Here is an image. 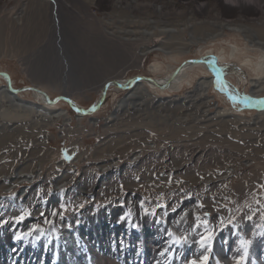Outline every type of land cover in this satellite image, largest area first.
Here are the masks:
<instances>
[{"label": "rangeland", "instance_id": "374dc122", "mask_svg": "<svg viewBox=\"0 0 264 264\" xmlns=\"http://www.w3.org/2000/svg\"><path fill=\"white\" fill-rule=\"evenodd\" d=\"M193 2L0 0V73L14 90L87 110L106 81H156L212 54L242 96H256L255 79L264 99V0L243 7L259 11L238 20L244 32L213 28L231 6ZM200 14L210 24L198 26ZM183 73L171 90L110 87L85 117L32 92L13 101L0 78V246L10 254L29 244L22 257L7 254L10 264H82L85 253L117 264L121 251L156 264L145 251L158 238L179 244L175 264H264V112L232 106L205 68ZM202 75L210 85L199 86Z\"/></svg>", "mask_w": 264, "mask_h": 264}, {"label": "bare ground", "instance_id": "6f19581e", "mask_svg": "<svg viewBox=\"0 0 264 264\" xmlns=\"http://www.w3.org/2000/svg\"><path fill=\"white\" fill-rule=\"evenodd\" d=\"M183 1V0H182ZM184 1H194L193 2V4L195 5H197L196 6V8H197V11H198V9L200 8H203V7H206V6H208L209 4L208 3H210V2H208V3H206L205 2V0H184ZM215 1H217V2H221L223 5H225V4H227L228 6H231V7H229L228 8V10L229 11H227V9H226V7L225 6H223L224 8H221V10L223 11L222 12V14L221 15H219V17H220V19H225V21L224 22H221V23H218V24H216L213 28H216L217 30V32H219L220 30H222V29H224V28H228L229 30H232V31H240V29H241V31L242 32H244V29H246V27L245 26H243V25H239V23L237 24V22H239L238 20H241V19H246V18H251L250 16H255L256 15V13L258 14V12L259 11H257L258 10V8L254 11V12H252L251 10V12L248 10V9H244L243 7H245L247 4H256V2L258 1V0H215ZM219 2V3H220ZM234 4H240V6H239V9H238V11L237 10H235L236 9V7L237 6H233ZM210 6V5H209ZM248 6V5H247ZM246 6V7H247ZM254 6H256V5H254ZM232 8H234V10L232 9ZM253 8V7H252ZM255 8V7H254ZM254 10V9H253ZM162 11H164L163 9H161V8H158V9H155L154 10V13H152L153 15H161V13H162ZM196 11V12H197ZM226 12V13H225ZM223 13H225V15L223 14ZM192 15V14H191ZM201 15V14H200ZM197 16H199V15H197ZM204 20H206L205 19V16H203V15H201L200 16V20L199 19H197V18H195V23H198L199 25L198 26H200L201 24H210V22H208V21H204ZM152 21H146L145 23H143L142 22V24H145L146 26H148V28H152L151 26H152V24H154V25H159L160 23L158 22V20L157 21H153L152 23H151ZM148 23H150V24H148ZM185 25H183L182 26V28L183 29H185V30H189V29H192V31L194 30V28L196 27V24H194V23H192V22H188V23H184ZM167 25V24H166ZM189 26L191 27V28H189ZM145 27V26H144ZM162 27V26H161ZM156 28V27H155ZM165 28V27H164ZM212 28V30H214ZM163 29V28H162ZM176 29V28H175ZM163 29V30H161L160 31V35L162 34V35H165V34H171V33H176L177 32V30L178 29ZM152 30V29H151ZM185 30H183V31H185ZM211 30V31H212ZM155 31V30H154ZM175 31V32H174ZM213 33V32H212ZM153 34V33H152ZM193 34H194V32H193ZM214 34V33H213ZM156 35V34H155ZM154 35V36H155ZM158 35V34H157ZM146 36H149V34H148V32L147 31H145L143 28H142V38H145ZM159 36V35H158ZM150 37V36H149ZM262 44L261 43H259L258 44V46H261ZM263 47H264V45H262ZM154 50V49H153ZM162 49H160V48H157L155 51H161ZM198 61H201V63H198ZM216 62V65H217V67L218 68H220V70L222 71V74H223V77H224V80H225V82H226V87H227V90H228V93L230 94V95H232L233 97H235L237 100H239V101H244V102H246V101H248L249 103H251V104H254V105H256V106H259V107H264V103H262V102H264V99H260V98H258V97H256L257 95H258V92L260 91L259 89H256L255 88V85H256V81H255V79H254V82H255V85H253V87H254V90H256V91H253V93L252 94H254V95H256V96H253L252 97V99H247L246 97H244V96H242L239 92H238V90L236 89V88H234L230 83H228V81H226V73H225V71L221 68V67H224L225 66V63L223 62V61H220V59H218L217 57H213V55L211 54L210 56H208V55H206V57H203V58H201L200 60L198 59V60H196V61H194V62H186L183 66H181L179 69H180V71L177 73V74H174L172 77H171V75H172V73L174 72H170L171 74H169L167 77H165V78H163V79H157L155 82L156 83H158V85H162V84H164V82H165V80L166 79H169L170 77V79L172 80V82L169 84V87L167 88V89H173V86L174 85H179V84H181V82L186 78H184L183 77V75H184V70L185 69H191V68H194V67H202V68H205V70L209 73H211V74H213V76L218 80V76H219V72L217 71V70H214L213 68H211V64H212V62ZM223 63V64H222ZM258 67H259V69L261 68V67H264V63H261V64H259L258 65ZM193 71V70H192ZM192 71H190V72H192ZM259 74V73H258ZM204 75H202V76H200L199 77V81L198 82H200L199 83V86L200 85H210V81L209 80H205L204 81V79H206V78H211V76H204ZM154 80V79H153ZM264 80V79H263ZM107 82V81H106ZM105 82V83H106ZM119 83H121V82H119ZM143 85L145 84V85H148L149 87H151V88H154V89H158L157 88V86L156 85H154V84H152L151 82H149L148 80H146L145 82H143L142 83ZM219 84V83H218ZM104 85V84H103ZM141 85V84H140ZM258 85H259V83H258ZM261 86V85H260ZM11 87L13 88V84L11 83ZM139 87H141V86H139ZM159 87V86H158ZM134 89L131 91V93L133 92V91H136V88H138V85L136 86H134L133 87ZM222 88V87H221ZM14 89V88H13ZM16 90V89H15ZM4 93L8 96V98L9 99H12L13 101L15 100V99H17L18 100V98H17V96H13V95H11L9 92H8V90H7V88H5L4 90ZM41 91H43V90H41ZM224 92V91H223ZM33 95H34V97L36 98V99H38V100H41L42 102H43V104H44V106L46 105L45 103H44V100H43V98L41 97V96H39V95H37V94H34L33 93ZM33 97V98H34ZM25 98V97H24ZM34 98V99H35ZM99 100V99H98ZM97 100V101H98ZM19 102H20V100H18ZM96 101V102H97ZM95 102V103H96ZM13 103V102H12ZM42 104V103H41ZM104 104V103H103ZM57 105V104H56ZM55 105V106H56ZM42 106V105H41ZM235 107H237V106H235ZM46 108H48V107H46ZM58 193V192H57ZM56 194V193H55ZM57 232H59V231H57ZM63 232V231H62ZM111 232V231H110ZM54 235H55V233H54ZM163 235V234H162ZM165 236V235H164ZM55 237V236H54ZM3 238V237H2ZM14 238H16V236L14 237ZM11 240V239H10ZM12 241V240H11ZM14 241V240H13ZM159 244H160V248H157V250H155L154 252L151 250V251H145V255L147 256V259H149V258H151V257H153L154 259H156L155 260V262H156V264H175V259H176V256L177 257H180L181 255H177V254H170V252H173V251H176V252H178L179 251V244H177V243H175L174 241H162L160 238H158L157 240H156ZM10 242V241H9ZM24 244H26L27 242H23ZM10 244V243H9ZM139 244V243H138ZM28 245L29 244H26L25 246L23 245L22 246V248L21 249H19V250H16V251H14V252H19V257H22L23 255H24V252H26V250H28ZM1 248H3V251H1ZM115 248V247H114ZM7 249H8V244L6 245V242L4 243V244H2V246H0V264H9V261H8V255H13L14 254V252H12V253H8L9 251H7ZM152 249V248H151ZM133 250V249H132ZM29 251V250H28ZM95 251V250H94ZM141 251H142V248H141ZM70 252H72V251H70ZM78 252H80V251H78ZM119 252V251H118ZM183 255H184V252L183 251H180ZM93 253V252H92ZM115 253V252H114ZM8 254V255H7ZM120 254L122 255V256H125L126 255V252L125 251H121L120 252ZM144 254L142 253V256H143ZM16 256V255H15ZM70 256V255H69ZM95 255H93V257H94ZM97 256H98V254H97ZM29 257V256H28ZM71 257V256H70ZM79 257V256H78ZM90 258L92 259V257L90 256ZM70 259V258H69ZM98 259H100V258H98ZM104 260V259H103ZM20 261V260H19ZM29 261V260H28ZM70 261H72L73 263H74V261L73 260H71L70 259ZM83 261H84V255H83ZM89 261H92V260H90L89 259ZM27 262V261H26ZM34 262V261H33ZM71 262V263H72ZM97 262V261H96ZM96 262H95V260H94V264H96ZM102 262V261H101ZM101 262H98V263H101ZM110 263V262H109ZM141 264H142V258H141Z\"/></svg>", "mask_w": 264, "mask_h": 264}, {"label": "water", "instance_id": "95a60500", "mask_svg": "<svg viewBox=\"0 0 264 264\" xmlns=\"http://www.w3.org/2000/svg\"><path fill=\"white\" fill-rule=\"evenodd\" d=\"M194 61H196V60H188L187 62H194ZM185 63L186 62H184L181 66H183ZM198 63H201V61H198ZM180 67L175 69V71L172 73L171 77L174 74H177L180 71V69H179ZM211 68H213L214 70H217L219 72V76H218L219 86L222 87V89L224 91L223 92L224 96L226 97V99L228 100V102L232 106H234V107L237 106V107H239L240 110L241 109H249V110L256 111V112H264V107L256 106L254 104L249 103L248 101H246V102L239 101L235 97L230 95L228 93V90H227V87H226V82L224 80L222 71L220 70V68L217 67L215 61L212 62ZM0 78H2L5 81L6 88H7L8 92L11 95H13V96H18L19 94L24 93V92H32L34 94H37V95L41 96L43 98V100H44V103L47 106H54L58 102L63 101L69 106V108L76 115H81L82 117L92 115V114H94L95 112H97L100 109L101 105L103 104V102L105 100L106 92L108 91V89L110 87H116L117 89H120V90L130 91L135 85H139L141 82L143 83L146 80H148L152 84L156 85L158 90L165 91L169 87V84L172 82V80L169 78V79L165 80L164 84L158 85V83H156L155 80H153L152 78H149V77H136V78H133L132 80L127 81L125 84H121V83H119L118 81H115V80L108 81L103 86V89L101 91V96H100L99 100L96 103H94L89 109L83 110V109L79 108L78 106H76L75 103H73V101L70 98L65 97L64 95L63 96H59V97H57V98L52 100V99L49 98V96L45 92H43V91H41L39 89H36V88L23 87L21 89L14 90L11 87V81H10V78H9V76L7 74L0 73ZM77 110H79V111L77 112Z\"/></svg>", "mask_w": 264, "mask_h": 264}, {"label": "snow or ice", "instance_id": "6c2138e0", "mask_svg": "<svg viewBox=\"0 0 264 264\" xmlns=\"http://www.w3.org/2000/svg\"><path fill=\"white\" fill-rule=\"evenodd\" d=\"M262 103H264V102H262ZM79 110H77V112H78ZM63 159L64 160H68V157L67 156H63ZM25 215H27V213H25ZM23 218L24 217H20L19 219L20 220H23ZM30 234V233H29ZM21 236H22V234H17V237H16V239H20L21 238ZM209 250H211V241H209ZM207 260H208V257L207 256H204L200 261H199V264H207ZM188 264H197V261L196 260H189L188 261Z\"/></svg>", "mask_w": 264, "mask_h": 264}, {"label": "built area", "instance_id": "2783aa9c", "mask_svg": "<svg viewBox=\"0 0 264 264\" xmlns=\"http://www.w3.org/2000/svg\"><path fill=\"white\" fill-rule=\"evenodd\" d=\"M210 54V53H209Z\"/></svg>", "mask_w": 264, "mask_h": 264}, {"label": "crops", "instance_id": "0c3cea01", "mask_svg": "<svg viewBox=\"0 0 264 264\" xmlns=\"http://www.w3.org/2000/svg\"><path fill=\"white\" fill-rule=\"evenodd\" d=\"M69 98V97H68Z\"/></svg>", "mask_w": 264, "mask_h": 264}, {"label": "flooded vegetation", "instance_id": "af4514ba", "mask_svg": "<svg viewBox=\"0 0 264 264\" xmlns=\"http://www.w3.org/2000/svg\"><path fill=\"white\" fill-rule=\"evenodd\" d=\"M169 77V76H168Z\"/></svg>", "mask_w": 264, "mask_h": 264}]
</instances>
